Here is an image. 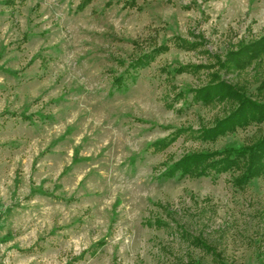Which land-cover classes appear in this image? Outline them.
Segmentation results:
<instances>
[{"label": "rangeland", "instance_id": "1", "mask_svg": "<svg viewBox=\"0 0 264 264\" xmlns=\"http://www.w3.org/2000/svg\"><path fill=\"white\" fill-rule=\"evenodd\" d=\"M262 35L264 0H0V264H264V176L164 174L264 134L196 97L264 99L226 62Z\"/></svg>", "mask_w": 264, "mask_h": 264}, {"label": "trees", "instance_id": "2", "mask_svg": "<svg viewBox=\"0 0 264 264\" xmlns=\"http://www.w3.org/2000/svg\"><path fill=\"white\" fill-rule=\"evenodd\" d=\"M263 57L264 35L242 44L237 50H232L226 62L241 69ZM213 74L215 79L219 76L217 72ZM196 97L205 103L211 102L214 98L228 101L231 107L230 112L222 119H218L213 127L203 128V135L206 138L216 139L229 130L234 131L251 123L264 122V99L253 98L242 83L226 84L223 79H218L215 85L198 89ZM224 172L233 174V181L237 186H244L255 178L263 177L264 134L249 144H228L220 149H203L187 153L175 161L164 174L167 177L184 178Z\"/></svg>", "mask_w": 264, "mask_h": 264}]
</instances>
